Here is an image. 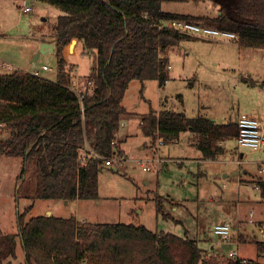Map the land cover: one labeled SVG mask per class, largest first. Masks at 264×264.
I'll list each match as a JSON object with an SVG mask.
<instances>
[{
  "label": "trees",
  "instance_id": "obj_1",
  "mask_svg": "<svg viewBox=\"0 0 264 264\" xmlns=\"http://www.w3.org/2000/svg\"><path fill=\"white\" fill-rule=\"evenodd\" d=\"M22 1L47 3L63 12L54 29L55 80L22 70L0 72V156L23 158L19 179L32 167L33 200L99 199L104 159L124 154L118 135L123 119L131 115L123 104L131 82L156 80L164 85L170 50L199 39L164 22L205 23L235 33L240 46L264 49V0H192L215 3L220 7L217 14L173 12L164 7L166 0ZM74 40L92 58L82 101L72 88L68 64L67 47ZM140 128L152 147L190 131L204 160H216L224 153L220 143L239 136L237 121L219 124L170 109H152L142 117ZM7 132L9 137L4 136ZM256 183L264 201V177ZM153 200L158 214L172 218L165 213L168 198L158 195ZM32 207L19 214L17 233L0 228V264L16 259L17 238L24 264H262L218 256L188 234L153 232L144 225L54 215L26 220ZM251 241L264 253V242Z\"/></svg>",
  "mask_w": 264,
  "mask_h": 264
},
{
  "label": "rangeland",
  "instance_id": "obj_2",
  "mask_svg": "<svg viewBox=\"0 0 264 264\" xmlns=\"http://www.w3.org/2000/svg\"><path fill=\"white\" fill-rule=\"evenodd\" d=\"M212 5L210 8L204 1L166 0L164 7L180 13L213 11L210 14H217L220 7L216 11L215 3ZM23 7L31 10L23 13ZM62 14L59 8L47 3L1 0L0 72L7 71L9 68L4 66L8 65L10 71L36 70L40 76L55 80L57 56L54 52L43 53L41 49L44 42L54 43L55 47L54 29ZM73 45L67 47L72 88L82 93L88 85L92 58L81 46ZM169 57L172 69L168 67L169 80L164 85L156 80L144 85L135 80L130 84L123 104L131 115L123 120L119 131L121 148L128 156L123 154L126 157L123 165L106 166L100 173L98 200L69 205L59 200H33L32 167L28 166L19 179L23 158L0 156L2 232L17 233L19 214L33 205L26 220L50 214L75 216L80 222L144 225L153 232H170L182 237L188 234L218 256L227 258L231 251H236L238 258L264 264V253L260 254L251 241L257 238L264 242V201L254 184L242 183L239 155L231 156V150L226 158L203 161L201 152L192 145L190 131L182 133L177 141L160 145L159 140L152 147L140 128L142 117L152 109L184 112L188 117H206L219 124L236 122L246 113L261 121L264 128V49L239 47L224 38L210 37L207 41H184L170 50ZM44 65L49 70H43ZM127 132L131 135H125ZM4 136L10 134L7 132ZM234 146L233 140L227 144L228 149ZM241 152L245 153L244 168L258 172L257 161L264 159V152L244 148ZM158 158L161 162L156 166L151 161ZM146 165L152 170L145 171ZM158 195L170 197L176 203L172 205L170 199L165 202V213L172 218L165 219L157 213L153 199ZM225 223L233 228L231 240H224L213 232L215 225ZM240 236L246 241L239 242ZM12 264H24L20 238H17L16 259H12Z\"/></svg>",
  "mask_w": 264,
  "mask_h": 264
},
{
  "label": "built area",
  "instance_id": "obj_3",
  "mask_svg": "<svg viewBox=\"0 0 264 264\" xmlns=\"http://www.w3.org/2000/svg\"><path fill=\"white\" fill-rule=\"evenodd\" d=\"M31 10L30 7H23L21 8V11L23 13H28ZM164 26L169 27L171 29H174L179 32L189 33L192 35H196L198 37L203 38H210V37H221L226 40H235L237 39V35L230 31L225 30H219L217 28L199 24V23H193L186 20H170L164 22ZM4 66V65H2ZM6 68L10 69V66H4ZM171 68V66H169ZM43 70H49L47 66H43ZM33 75H40L38 71H33ZM74 89V88H73ZM76 93L79 96V99L83 100V95L79 89H74ZM238 127H239V136L237 138V142L239 147L251 150L253 152H264V128L262 126L261 121H259L256 118L250 117L247 114H241L237 120ZM116 144V143H114ZM160 145H163V142L160 140ZM92 154L93 152L90 151ZM85 156L86 153H84ZM105 164L107 167H114L115 166H121L125 163L126 157L124 155H116L114 157L105 158L104 159ZM151 162L160 164L161 159L152 160ZM242 162H239L241 164ZM158 167H156V170ZM143 169L145 171H150L152 168L150 166H143ZM261 172H263V169H260ZM251 218L253 217V213H251ZM250 222L253 223V220L250 219ZM264 229V224H263ZM213 232L216 236L224 239V240H231L233 228L229 223L225 224H217L213 227ZM230 257L238 258V253L236 251L230 252Z\"/></svg>",
  "mask_w": 264,
  "mask_h": 264
},
{
  "label": "crops",
  "instance_id": "obj_4",
  "mask_svg": "<svg viewBox=\"0 0 264 264\" xmlns=\"http://www.w3.org/2000/svg\"><path fill=\"white\" fill-rule=\"evenodd\" d=\"M207 2V5H209V7L210 8H212L213 7V5H212V2L211 1H206ZM216 8V11L218 10V8H217V6H215ZM214 9V10H215ZM213 11H210V13H212ZM215 12V11H214ZM198 40H203V41H207V38H203V37H199V39ZM195 41V40H194ZM227 42H229V41H231V42H235L239 47H240V45L237 43V41H236V39L235 40H226ZM54 44V43H53ZM74 46V45H73ZM214 63L216 64V65H218L219 63L217 62V61H214ZM171 66V65H170ZM170 69H172V66H171V68ZM33 71H36V70H33ZM33 71H31V72H33ZM128 110V109H127ZM129 111V110H128ZM130 112V111H129ZM244 114H246V113H244ZM248 115V114H247ZM126 117H128V116H126ZM125 117V118H126ZM124 118V119H125ZM239 118V117H238ZM238 118H237V120H238ZM123 119V120H124ZM122 123H123V121H122ZM262 123V122H261ZM225 124V123H224ZM127 134H129V135H131L129 132H127L125 135H127ZM123 136H124V134H123ZM181 137V136H180ZM193 139L195 140V136H194V134H193ZM121 132H120V135H118V139H120L121 140ZM124 139V138H123ZM180 139V138H179ZM178 139V140H179ZM125 140V139H124ZM230 140H233L234 142H235V144H236V146H234V149H228V147H227V144L230 142ZM177 141V140H176ZM172 142H174V141H172ZM221 146H223V148H224V153L222 154V155H220V157H218L216 160H204L203 159V157L201 158L203 161H218L219 159H221V158H226V156H227V154H228V152L229 151H233V152H231V156H235V154L236 155H239V158H237V161H238V163L239 162H242L241 164H240V166H242V167H240V174H241V181H242V183H248V184H254L253 186H255V188L258 190V192L260 193V189H259V187H258V185H257V183H256V181H257V179H259L260 177H264V159H261V160H258L257 161V164H258V172L257 171H250V170H248V169H246V168H244V165H245V163H244V156H245V153L244 152H241V150L243 149V148H241V147H239V145H238V142H237V139H228V140H225V141H222L221 143ZM192 145L193 146H195V144H194V142L192 143ZM196 147V146H195ZM198 149V148H197ZM199 150V149H198ZM200 151V150H199ZM202 154V153H201ZM124 155H126V156H128L127 155V153L126 152H124ZM236 157V156H235ZM173 161H176V162H178V163H184L183 161H181V160H179L178 158L177 159H175V158H173L172 159ZM234 160V159H233ZM260 169H263V172H261L260 171ZM251 176H252V178H251ZM248 177H250V178H248ZM148 183V182H147ZM146 183V184H147ZM168 199H170L171 201V203H172V205L173 204H176L175 202H174V200L172 199V198H168ZM78 203V202H80L79 200H77V201H73V202H68V203H66L65 202V204L66 205H69L70 203ZM178 204V203H177ZM241 235V234H240ZM239 237V236H238ZM237 237V238H238ZM240 239H238V241H239ZM240 242V241H239ZM203 247V246H202ZM204 249H206L205 247H203ZM240 258V257H239Z\"/></svg>",
  "mask_w": 264,
  "mask_h": 264
},
{
  "label": "water",
  "instance_id": "obj_5",
  "mask_svg": "<svg viewBox=\"0 0 264 264\" xmlns=\"http://www.w3.org/2000/svg\"><path fill=\"white\" fill-rule=\"evenodd\" d=\"M72 44H74V45L77 44V40H74V41L72 42ZM54 50H55V47H54L53 44H50V43H48V42H44V43L42 44L41 52H43V53L52 52V53H53ZM38 58H39V55L35 58L34 61H37ZM65 202L68 203L67 201H65ZM48 216H50V214H49Z\"/></svg>",
  "mask_w": 264,
  "mask_h": 264
}]
</instances>
